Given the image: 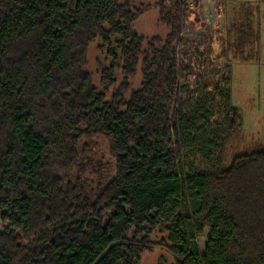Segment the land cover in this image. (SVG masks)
<instances>
[{
  "label": "trees",
  "instance_id": "16d2710c",
  "mask_svg": "<svg viewBox=\"0 0 264 264\" xmlns=\"http://www.w3.org/2000/svg\"><path fill=\"white\" fill-rule=\"evenodd\" d=\"M158 8L165 40L136 31L148 7L121 0H0V264H139L156 249L171 264H264V147L224 166L243 132L233 65L260 60L254 9L222 32L199 0ZM97 138L111 175L93 170Z\"/></svg>",
  "mask_w": 264,
  "mask_h": 264
},
{
  "label": "rangeland",
  "instance_id": "374dc122",
  "mask_svg": "<svg viewBox=\"0 0 264 264\" xmlns=\"http://www.w3.org/2000/svg\"><path fill=\"white\" fill-rule=\"evenodd\" d=\"M129 3L130 6L141 10L148 7L139 17L135 24V29L145 38L152 39L160 37L165 40L169 33L168 27L162 23V12L158 8L163 0H121ZM189 3L195 0H187ZM203 5V18L211 28L222 32L231 23V12L234 9L250 5L254 9V26L261 34L260 60L256 63L234 64L233 65V105L241 110L243 115V132L239 140L232 144L227 154L225 168L229 169L235 157H244L249 153L260 151L264 147V3L259 0H199ZM250 3V4H247ZM143 5V6H142ZM165 16V12L163 13ZM201 33L195 31L190 25L186 27L182 38L188 44H194L201 39ZM100 41L95 42L88 51V70L92 74L93 84L101 90V75L106 67H109L111 61L107 58L106 50L100 49ZM124 79L121 72L118 73L117 85L115 89H121ZM143 75L139 70L136 76L129 80L130 88L125 94V99H129L133 91L141 88ZM184 85V82H182ZM110 96V95H109ZM110 98V97H109ZM92 164L93 170L104 174L105 176L114 173V162L111 159L107 142L103 138H97L94 141ZM233 159V160H232ZM199 240V248L202 253L205 251V244L208 238ZM155 243L156 238H152ZM139 264H171L169 254L160 249L145 252Z\"/></svg>",
  "mask_w": 264,
  "mask_h": 264
}]
</instances>
